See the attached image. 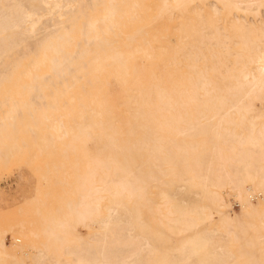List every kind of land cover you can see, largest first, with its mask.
I'll use <instances>...</instances> for the list:
<instances>
[{"label": "bare ground", "instance_id": "bare-ground-1", "mask_svg": "<svg viewBox=\"0 0 264 264\" xmlns=\"http://www.w3.org/2000/svg\"><path fill=\"white\" fill-rule=\"evenodd\" d=\"M127 51L146 57L137 80L171 65L186 82L149 80L128 144L85 160L61 211L37 205L49 237L23 221L0 230V264H264V0H0V170L22 165L26 131L52 117L30 96L59 80L60 94L96 79L125 90ZM100 113L67 126L69 146L102 130Z\"/></svg>", "mask_w": 264, "mask_h": 264}, {"label": "rangeland", "instance_id": "rangeland-1", "mask_svg": "<svg viewBox=\"0 0 264 264\" xmlns=\"http://www.w3.org/2000/svg\"><path fill=\"white\" fill-rule=\"evenodd\" d=\"M192 39L197 44L203 42L200 34ZM122 59L131 70V74L123 82L125 90L121 88L114 90L112 87L109 89L110 86L96 79L85 85L75 83L70 86V92L60 94L66 85L59 80L58 90L54 91L53 95H49V98L40 95L29 97L35 106L34 115H38L42 109L51 107L52 117L37 119L39 128L26 131V139H23L26 156L21 159L22 165L19 161H13L0 170V230L2 232L9 225L19 226L23 221L28 228L43 230L38 238L39 242L49 237V233L44 229L46 220L37 211V205L44 201L43 211L48 215L51 209L61 211L63 197L70 196L65 189L70 184L75 186L78 183L83 162L96 153L108 152L116 143L128 144L130 129L134 130L137 124L141 90L149 80L153 79L167 90L180 82H186L183 71L173 69L171 65L165 71L163 78L156 76L155 69H149L144 77L141 76L137 80L136 74L144 70L146 57L142 59L141 53L127 51ZM149 60L157 71L161 68L156 57H151ZM213 60L218 64L219 57L213 56ZM166 62L167 60L162 66H168ZM113 64V68L117 67V63ZM228 67L227 63H223L222 71L216 72V80L221 85L224 80L228 81V78H223V73L228 71ZM119 68L123 72V62ZM94 97L99 99L100 105L93 102ZM97 111H101L99 125L102 130L89 135L81 149L69 146L71 134L66 132L67 126L78 130L82 123L92 124L97 118ZM144 130L141 126L137 134L142 135ZM232 200L234 201L232 208L238 211L241 204L233 198ZM101 210L102 213L105 212L104 201ZM80 223L85 225L86 220L80 218ZM117 223L116 220L112 221V224ZM81 229L77 231L71 228L73 232L89 234L86 227ZM8 234L7 242L10 244L13 238L11 233ZM163 237L166 245H182L175 234L165 232ZM78 240L76 237V241ZM57 245L53 243L54 250L58 249Z\"/></svg>", "mask_w": 264, "mask_h": 264}]
</instances>
